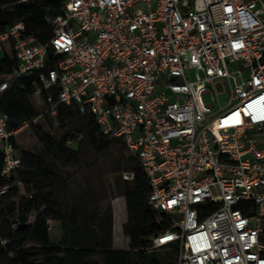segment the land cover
<instances>
[{
    "label": "built area",
    "instance_id": "1",
    "mask_svg": "<svg viewBox=\"0 0 264 264\" xmlns=\"http://www.w3.org/2000/svg\"><path fill=\"white\" fill-rule=\"evenodd\" d=\"M53 23L46 42L23 21L0 32V59L16 60L0 75L2 175L21 166L30 122L9 129L1 99L35 73L45 114L73 105L138 159L169 222L149 248L177 250V264H264V0H63Z\"/></svg>",
    "mask_w": 264,
    "mask_h": 264
},
{
    "label": "trees",
    "instance_id": "2",
    "mask_svg": "<svg viewBox=\"0 0 264 264\" xmlns=\"http://www.w3.org/2000/svg\"><path fill=\"white\" fill-rule=\"evenodd\" d=\"M62 12L63 0H0V32L18 21H23L28 35L46 42L55 31L53 18ZM15 65V58L5 55L0 59V75L13 72ZM37 85L36 74L30 73L17 79L4 92L1 105L9 114V129L18 130L26 122L34 124V119L39 116L33 101ZM74 112L80 113L73 105L61 104L58 116H70ZM80 114L87 118L86 131L96 143L111 138L100 133L93 117ZM34 131L50 154L62 153L69 159L76 158L79 151H70L67 148L68 139L76 137V134L59 143L37 125L34 126ZM118 139L123 142L121 138ZM127 152L129 153L128 150ZM129 155L132 156L130 153ZM132 157L137 161L138 167L137 171L132 170L133 178L126 181L128 220L124 225V234L130 239V249L120 250L113 248L112 224L108 241L95 239L92 244H75L71 243L69 235L66 234L62 243H55L48 220L58 217L48 208L42 210L52 196L53 173L36 155L23 152L21 166L11 176H4L3 156L0 151V190L7 188L0 195V264H175L171 261L162 262L157 257H148L146 254L150 246L147 238L166 230L169 222L167 219L158 222L156 212L147 204L149 186L138 159ZM37 179L38 182L33 187L24 185L25 193L21 194L19 184ZM31 215H34V221L27 223ZM28 242H37L40 247L28 249L25 247Z\"/></svg>",
    "mask_w": 264,
    "mask_h": 264
},
{
    "label": "rangeland",
    "instance_id": "3",
    "mask_svg": "<svg viewBox=\"0 0 264 264\" xmlns=\"http://www.w3.org/2000/svg\"><path fill=\"white\" fill-rule=\"evenodd\" d=\"M206 100L212 102L209 94L206 95ZM33 101L39 116L33 125L19 131L16 144L20 154L33 153L54 175L51 199L42 208L50 209L58 217L48 220L52 240L62 243L67 234L71 243L75 244H92L95 239L108 241L112 224L114 242V206L119 210L123 204L127 213L126 181L133 178V169L137 171V161L129 155L124 143L118 138L111 137L96 143L86 131L87 118L84 115L74 112L70 116L50 117L45 114L47 106L43 97L34 95ZM35 125L48 132L59 143H63L71 135L85 134L78 146L69 148L65 145L70 151H79L76 158L69 159L62 153L50 154L35 134ZM36 182L38 179L19 184L21 194L25 193L24 185L33 187ZM33 221L34 215H31L27 223ZM122 239L123 237L121 241ZM25 247L33 249L40 245L28 242ZM119 247L117 249L129 250L130 241ZM146 254L165 263H178V252L175 249L149 248ZM11 255L15 256V253Z\"/></svg>",
    "mask_w": 264,
    "mask_h": 264
},
{
    "label": "crops",
    "instance_id": "4",
    "mask_svg": "<svg viewBox=\"0 0 264 264\" xmlns=\"http://www.w3.org/2000/svg\"><path fill=\"white\" fill-rule=\"evenodd\" d=\"M121 209H115L114 206V247L115 249L120 248L119 246H124L129 243V237L124 234V225L128 220V215L123 208V204H121ZM123 237L122 241L121 238ZM125 238V239H124Z\"/></svg>",
    "mask_w": 264,
    "mask_h": 264
}]
</instances>
